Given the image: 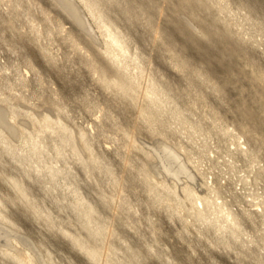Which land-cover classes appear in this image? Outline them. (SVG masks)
I'll return each mask as SVG.
<instances>
[{
  "label": "clouds",
  "instance_id": "1",
  "mask_svg": "<svg viewBox=\"0 0 264 264\" xmlns=\"http://www.w3.org/2000/svg\"><path fill=\"white\" fill-rule=\"evenodd\" d=\"M262 160L264 0H0V264H264Z\"/></svg>",
  "mask_w": 264,
  "mask_h": 264
},
{
  "label": "rangeland",
  "instance_id": "2",
  "mask_svg": "<svg viewBox=\"0 0 264 264\" xmlns=\"http://www.w3.org/2000/svg\"><path fill=\"white\" fill-rule=\"evenodd\" d=\"M90 19L92 21V24L95 26L96 30L99 33L102 34V37L104 39L106 48L110 46V49H111L110 55H111L112 61L115 62L117 65H119V63H120V53L122 51V44H121L119 38L109 31L107 25H105L103 23V21L99 17L92 18L90 16ZM56 27H57V30H58V35L61 36V37H65V34L67 33V28H66V26H64L62 24L61 21H59V19L56 20ZM64 42L72 50H79V48H80V45H79L78 41L76 40V38L71 33H67V36H66ZM125 71H127V68L125 69ZM132 73H133V75H135L136 69H132ZM144 91H145V99L149 103H152L153 100L162 103V100L160 99V97L154 91L153 92H149L147 86L145 87ZM52 119H56L55 115L52 116ZM90 119H91V121L94 122L95 119H97V118L93 117V118H90ZM253 130H255V129H253ZM49 131L50 132H55V129H50ZM232 131L236 132L237 135L239 134L237 129H232ZM256 135L257 136L261 135V132L257 131ZM221 139L222 140L229 139V137L222 136ZM228 146H229V148H235L236 147V145L231 143V142H229ZM246 146H247L246 144H243V143L240 144L241 152L244 151ZM240 159H243V156H241ZM261 162L264 163V160H262ZM166 163H167L168 170L171 171L173 174H175V175H185V176L189 175L188 168H185L180 163V156L169 155L166 158ZM177 195H179L181 198H183V195H184L183 191L182 190H178L177 191Z\"/></svg>",
  "mask_w": 264,
  "mask_h": 264
}]
</instances>
